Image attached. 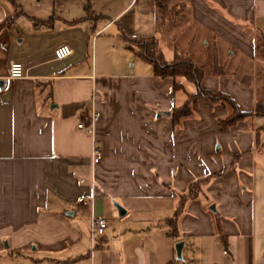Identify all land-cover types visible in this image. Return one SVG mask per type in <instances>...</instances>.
Masks as SVG:
<instances>
[{
	"label": "crops",
	"instance_id": "0c3cea01",
	"mask_svg": "<svg viewBox=\"0 0 264 264\" xmlns=\"http://www.w3.org/2000/svg\"><path fill=\"white\" fill-rule=\"evenodd\" d=\"M172 1L189 35L155 33V0H0V77L9 61L23 71L0 95V264H264V118L220 128L230 110L191 98L172 126L195 86L154 76L124 41L155 38L164 62L186 58L201 90L248 113L264 93V0ZM59 45L71 53L53 60ZM90 215L106 224L91 251Z\"/></svg>",
	"mask_w": 264,
	"mask_h": 264
},
{
	"label": "trees",
	"instance_id": "16d2710c",
	"mask_svg": "<svg viewBox=\"0 0 264 264\" xmlns=\"http://www.w3.org/2000/svg\"><path fill=\"white\" fill-rule=\"evenodd\" d=\"M179 7V9H178ZM184 4H175L172 0H155L154 2V31L159 33L162 26L170 21L171 17L169 14L171 12L182 11ZM128 44V48H133L135 54L150 65L152 74L156 77H170V78H182L191 82L195 86V93L188 96L186 100L182 103L179 108L172 109L170 111V117L172 126H176L178 121L182 118H187L190 116L189 110V100L191 98L206 99L211 103H217L222 106H226L230 113L221 119H216V126L223 128L233 125L236 121L248 118V117H263L264 118V99L261 101H256L252 107V110L248 113L238 112L235 105L226 97L220 93H210L201 90L198 86L199 79L202 76V72L196 68L189 60L186 58L174 59L170 63L163 61L161 54L157 50L156 40L153 37L149 38H138V39H127L124 40ZM172 88H177L176 84L172 85ZM206 179L196 180L188 185L186 192L179 196L178 204L180 205L182 201L186 199L193 198L196 195V190L202 182ZM179 208V207H178ZM178 210L174 211L172 220L178 214Z\"/></svg>",
	"mask_w": 264,
	"mask_h": 264
},
{
	"label": "built area",
	"instance_id": "2783aa9c",
	"mask_svg": "<svg viewBox=\"0 0 264 264\" xmlns=\"http://www.w3.org/2000/svg\"><path fill=\"white\" fill-rule=\"evenodd\" d=\"M71 51L66 45H59L52 50V58L53 60H61L70 55ZM23 76V71L21 66L18 63L9 61L6 67V73L3 77H0V95L4 93L8 85L11 81L15 79H19ZM96 120V113L90 111L89 117L85 124L78 123L76 124V128L82 130L85 134L91 135L94 122ZM100 158L99 150L92 145L90 147L89 153V166L92 169ZM76 202L84 205L87 204L91 206V196L88 199L85 198H78ZM106 224L102 218L95 217L90 215L88 221V239H89V249L90 251L94 247L95 239L101 237L102 232L105 228ZM215 264V263H212Z\"/></svg>",
	"mask_w": 264,
	"mask_h": 264
},
{
	"label": "rangeland",
	"instance_id": "374dc122",
	"mask_svg": "<svg viewBox=\"0 0 264 264\" xmlns=\"http://www.w3.org/2000/svg\"><path fill=\"white\" fill-rule=\"evenodd\" d=\"M169 16L171 17V19H170V21H168V22H166V23H173L172 25V27H173V30H172V33H174V30H177V29H181L182 28V30L184 29L185 30V33L187 34V35H189L190 33H191V31L193 30V29H191L190 27H188L187 26V24H186V19H185V17H184V15H182V14H178V13H176V12H171L170 14H169ZM165 23V24H166ZM164 26V25H163ZM162 26V27H163ZM186 26V27H185ZM181 30V31H182ZM183 30V31H184ZM159 46H161V47H163V43H161V41L159 42ZM164 46H166V44H164ZM167 47V46H166ZM263 97V99H264V93H263V95H262Z\"/></svg>",
	"mask_w": 264,
	"mask_h": 264
},
{
	"label": "water",
	"instance_id": "95a60500",
	"mask_svg": "<svg viewBox=\"0 0 264 264\" xmlns=\"http://www.w3.org/2000/svg\"><path fill=\"white\" fill-rule=\"evenodd\" d=\"M163 115H167V113H163ZM211 209V208H210ZM122 214V211H118V215H121ZM180 246H181V244L180 243H176L175 245H174V253H175V257L176 258H179V251H180Z\"/></svg>",
	"mask_w": 264,
	"mask_h": 264
}]
</instances>
